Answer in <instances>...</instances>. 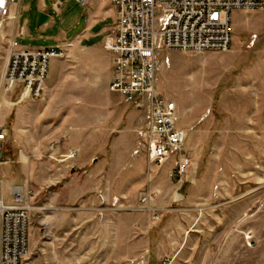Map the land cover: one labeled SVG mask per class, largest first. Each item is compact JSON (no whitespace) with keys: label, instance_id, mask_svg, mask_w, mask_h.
Wrapping results in <instances>:
<instances>
[{"label":"rangeland","instance_id":"obj_1","mask_svg":"<svg viewBox=\"0 0 264 264\" xmlns=\"http://www.w3.org/2000/svg\"><path fill=\"white\" fill-rule=\"evenodd\" d=\"M40 6L53 22L38 29ZM16 13L25 48H55L62 31L69 44L84 34L76 0H23ZM231 22L225 53L160 57L158 90L177 105L193 161L181 182L149 164L141 121L119 96L107 106L101 81L80 89L68 73L51 107L6 90L12 36L8 22L0 29L2 189L6 199L9 186L31 193L23 264H264V10L236 11ZM75 44L67 55L84 51ZM145 196L155 213L142 210Z\"/></svg>","mask_w":264,"mask_h":264},{"label":"built area","instance_id":"obj_2","mask_svg":"<svg viewBox=\"0 0 264 264\" xmlns=\"http://www.w3.org/2000/svg\"><path fill=\"white\" fill-rule=\"evenodd\" d=\"M22 1L0 0V29ZM89 1L76 3L85 7ZM108 1L116 11V20L104 35V48L113 55L109 91L139 114L137 134L149 164L170 167L171 178L181 182L193 161L185 148L187 135L180 127L177 105L158 90L160 57L169 52H227L232 43L233 13L264 10V0ZM66 54L63 45L31 50L12 39L3 76L5 89H21L27 99L42 101L52 61L63 60ZM163 64L168 65L169 59ZM6 141V132L0 127V164ZM30 198L23 187L11 186L6 199L0 178V264H23L28 254ZM148 198L142 199L146 207L142 210L155 213L147 208Z\"/></svg>","mask_w":264,"mask_h":264},{"label":"crops","instance_id":"obj_3","mask_svg":"<svg viewBox=\"0 0 264 264\" xmlns=\"http://www.w3.org/2000/svg\"><path fill=\"white\" fill-rule=\"evenodd\" d=\"M20 5L21 3L16 5L11 12V16H15L16 20H14L10 24L8 23V26L11 27L10 29L12 39H17L18 41L19 39L27 36V27L19 26L20 15L16 13V9L20 7ZM54 8L57 13H59L58 6L55 5ZM84 8L86 10V16L84 18V23L82 24V27L80 29V32L84 31V34L79 36L77 42H75L82 49H84V51L79 50L76 52H70L69 55H67L71 47L74 48V45L76 44L74 42L73 44H69V42L66 41V32L64 31H62L61 34H58L54 38L59 45H63L66 48V57L68 56V58L66 60L52 61L49 79L45 87L44 97V104L49 105L48 107H51L56 102L58 96L60 95V92L65 89V86L67 84L66 75L68 73L70 77L73 78V80L77 79L78 82L76 86H78L80 89H82L83 86H87V89L89 90L90 86L93 85L94 89L98 90L99 88L97 84H99V82L101 81L103 85L102 87L104 89V103H106L107 106H113V101L115 99L118 100V95L113 94L109 91V83L113 75V55L104 48V35L111 24L116 20V11L111 7L108 0L104 3L99 2V0H90ZM38 12H42L50 17L48 11L45 10L42 6L38 8ZM52 22L53 21L50 17L49 22L41 27H38V29H41L43 27L46 28ZM74 26L75 25H72L71 28H73ZM100 26L103 27L101 28V30L97 31L98 27ZM99 35H102L103 37L102 42L100 44H91L92 39ZM64 41L66 42V44L63 43ZM93 48L95 51H87L88 49ZM71 73H79V77H74ZM133 112L134 115L137 116L140 120L141 118L139 114L135 111ZM72 154L76 155V153Z\"/></svg>","mask_w":264,"mask_h":264},{"label":"water","instance_id":"obj_4","mask_svg":"<svg viewBox=\"0 0 264 264\" xmlns=\"http://www.w3.org/2000/svg\"><path fill=\"white\" fill-rule=\"evenodd\" d=\"M50 17L42 12H39L37 14V27H41L43 25H45L46 23L49 22ZM179 198H181L179 195L176 194V199L178 200Z\"/></svg>","mask_w":264,"mask_h":264},{"label":"bare ground","instance_id":"obj_5","mask_svg":"<svg viewBox=\"0 0 264 264\" xmlns=\"http://www.w3.org/2000/svg\"><path fill=\"white\" fill-rule=\"evenodd\" d=\"M14 20H16V17H15V16H11V18L8 20V23L10 24V23L13 22ZM22 98H23L24 100L27 99V97H26L25 94H22ZM22 101H23V100H22ZM72 158H73V156L71 155V156L68 158V160H69V159H72Z\"/></svg>","mask_w":264,"mask_h":264}]
</instances>
